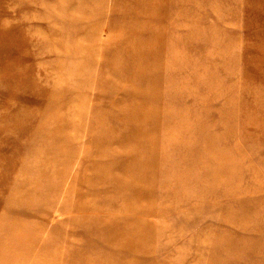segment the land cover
<instances>
[{"label": "rangeland", "instance_id": "rangeland-1", "mask_svg": "<svg viewBox=\"0 0 264 264\" xmlns=\"http://www.w3.org/2000/svg\"><path fill=\"white\" fill-rule=\"evenodd\" d=\"M0 264H264V0H0Z\"/></svg>", "mask_w": 264, "mask_h": 264}]
</instances>
